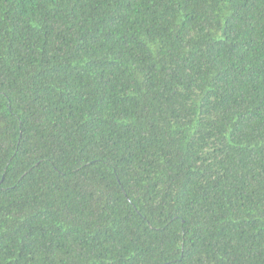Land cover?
<instances>
[{
	"label": "trees",
	"instance_id": "16d2710c",
	"mask_svg": "<svg viewBox=\"0 0 264 264\" xmlns=\"http://www.w3.org/2000/svg\"><path fill=\"white\" fill-rule=\"evenodd\" d=\"M0 264H264V0H0Z\"/></svg>",
	"mask_w": 264,
	"mask_h": 264
}]
</instances>
